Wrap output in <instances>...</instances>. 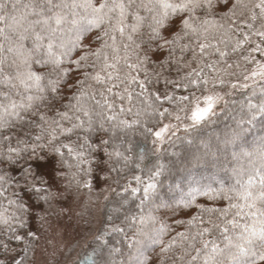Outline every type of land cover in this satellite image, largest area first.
Listing matches in <instances>:
<instances>
[{
    "label": "snow or ice",
    "instance_id": "snow-or-ice-1",
    "mask_svg": "<svg viewBox=\"0 0 264 264\" xmlns=\"http://www.w3.org/2000/svg\"><path fill=\"white\" fill-rule=\"evenodd\" d=\"M130 134L186 146L185 196H157L159 158L121 183ZM204 165L226 179L201 184ZM99 183L122 226L84 203ZM75 196L92 264H264V0H0V264H35L34 221Z\"/></svg>",
    "mask_w": 264,
    "mask_h": 264
},
{
    "label": "trees",
    "instance_id": "trees-1",
    "mask_svg": "<svg viewBox=\"0 0 264 264\" xmlns=\"http://www.w3.org/2000/svg\"><path fill=\"white\" fill-rule=\"evenodd\" d=\"M232 99L237 101L236 110L239 111V102L244 99V94H241L237 92L234 94ZM256 102L255 98L254 101ZM235 114V113H233ZM230 122V121H229ZM216 126H209L207 129H205L206 133H210L213 128ZM259 127V125H258ZM179 136L183 137L184 133L180 132L178 133ZM130 141H131V148L132 152L131 155L133 156V162L130 165V167L125 171V177L124 180L121 181V183H127L131 182L134 185V181L132 180L133 175H141L144 176L145 173L149 169L153 167L154 164H156L157 159L159 158L162 163L167 165L168 170L164 172L163 175L158 177V184H157V196L159 198H163L166 201H177L180 200L183 196L187 194L189 191L188 188V180L185 179L187 176V173H181L178 171V169L182 168L188 159H190V156L187 155V149L186 146L181 143L180 140L176 141L175 148H169L167 145H165V149L167 152H177L180 153L179 156H169V155H159V154H153L152 151V143L151 141L145 142L143 140V137L135 134H130ZM140 152L145 153V159L143 161H138L136 157ZM139 164V167H136V165ZM192 173L195 176V179L199 180L201 184H210L214 180H219L222 178H225L223 176L222 172H219L217 169L212 168L211 166H200L197 168L192 169ZM115 175V174H113ZM226 179V178H225ZM177 185H181V187H177ZM113 187H116L115 184L112 185ZM195 187V185H194ZM96 185L93 187L92 191H95ZM91 191V192H92ZM83 193L90 195V193L87 190H82ZM93 193V192H92ZM142 193H138L137 195H141ZM105 197H108L107 200H105ZM119 198L113 193H111L109 190L105 193L103 200H102V207H101V215L105 220H107L109 215H119L120 218L115 220V223L117 226H122V218H123V210L119 214L114 213V208L116 207V201ZM206 197L197 195L196 200L200 202L201 204H204L206 201ZM138 203L137 199L129 198V203L126 205V208L130 212L136 211L135 204ZM226 203V202H225ZM6 204V202H5ZM207 206H216L212 204L211 202H208ZM162 211H165L162 209ZM187 211V209H185ZM193 215L196 213L193 212ZM179 215V213H177ZM106 227H110V225H105ZM183 230V229H181ZM119 236H113L112 237V243H115L116 239H119ZM106 239H108L106 237ZM98 242L96 240H89L87 243V246H81V251L78 253L79 260L73 261L72 264H92V258H93V249H97ZM117 247H121V245H116ZM86 247V248H85ZM111 247V245H109ZM107 249L105 250V255L107 256ZM127 250L125 249V253ZM34 253H29L30 257H33ZM110 260H114L115 264H121V261L124 259V257L120 256H113L108 257ZM94 259L97 261L99 260V256H95ZM154 259V257H153ZM87 260V263L85 262Z\"/></svg>",
    "mask_w": 264,
    "mask_h": 264
},
{
    "label": "rangeland",
    "instance_id": "rangeland-1",
    "mask_svg": "<svg viewBox=\"0 0 264 264\" xmlns=\"http://www.w3.org/2000/svg\"><path fill=\"white\" fill-rule=\"evenodd\" d=\"M107 191L108 185L99 183L90 195L81 193L85 204L91 200L89 207L96 217L101 215L102 200ZM79 201L80 196H75L70 202V214L65 210L58 216L51 215L43 222L40 219L34 221V227H41L42 224L37 251L33 254L35 264H72L73 261L79 260L81 246H87L88 241L93 240L97 225L95 221L89 224L92 217L87 213L81 216L83 208L77 207ZM56 207L59 212V205ZM85 262L87 263V260Z\"/></svg>",
    "mask_w": 264,
    "mask_h": 264
}]
</instances>
